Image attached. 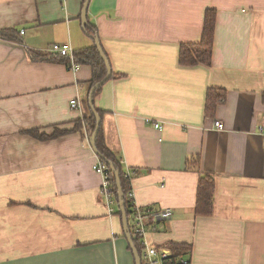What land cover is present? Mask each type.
Listing matches in <instances>:
<instances>
[{
  "label": "crops",
  "instance_id": "0c3cea01",
  "mask_svg": "<svg viewBox=\"0 0 264 264\" xmlns=\"http://www.w3.org/2000/svg\"><path fill=\"white\" fill-rule=\"evenodd\" d=\"M85 1L0 0V31H18L0 37V264H135L83 122L92 66L29 52L94 45ZM208 9L212 64L182 65ZM88 23L112 68L94 97L103 139L133 172L136 204L173 212L149 243L188 244L191 264H264V0H91ZM209 88L226 93L215 115ZM202 175L216 181L209 216L195 211Z\"/></svg>",
  "mask_w": 264,
  "mask_h": 264
},
{
  "label": "trees",
  "instance_id": "16d2710c",
  "mask_svg": "<svg viewBox=\"0 0 264 264\" xmlns=\"http://www.w3.org/2000/svg\"><path fill=\"white\" fill-rule=\"evenodd\" d=\"M215 29H216V10L215 9H208L205 14L204 19V28H203V35L201 41L196 43H182L180 46V53H179V61L180 64L185 66H211L212 64V55L214 50V41H215ZM86 32L91 36H97L96 27L88 24L86 28ZM18 31L16 28L4 29L0 31V37L3 39L8 40H18ZM30 55L34 60H48V59H55L59 62L69 63V59L66 57H61L59 55H54L53 57L50 56L49 53H43L41 51L30 50ZM75 59L79 64H90L92 66V78L88 82V90L92 88V86L98 82H100L106 75H107V67L106 64L101 57L97 47L94 45L90 47H85L80 50L75 51ZM100 86L95 95L101 90ZM89 95V94H88ZM226 93L223 89L218 88H209L206 94V114L208 115H215L216 108L218 104L225 101ZM85 113L83 122L88 127V130L93 135L97 120L92 112L88 96L84 102ZM101 114V111L96 108ZM81 123H78V128H80ZM38 132V130H35ZM58 133V130H56ZM54 134L55 135H57ZM39 137H46L47 135H40ZM97 148L100 154L104 157L107 161V165L110 168L109 173L112 181V185L115 189V195L119 201L120 197L118 196V189H117V181L115 177V171L120 173V180H121V187L124 196L122 197V206L124 207L127 215H128V222H129V230L132 234L133 241L138 249L140 255L143 253V248L140 244V241L137 237L134 236L131 224L129 219H131V201L128 199V192L130 190L131 182L125 178V173L127 169L125 168L121 157L115 154L105 143L103 136H102V128L100 127V131L97 137ZM199 164V161H196ZM189 167H193L188 163ZM194 169H196L194 167ZM198 170V167L196 171ZM215 192H216V181L215 178L210 175H202L200 177L198 190H197V203L195 207V211L198 215L202 216H209L212 215L214 212V200H215ZM120 214L122 211L120 210ZM174 254V258L185 256L187 253L191 251V246L185 243H173L170 245ZM190 264H191V259Z\"/></svg>",
  "mask_w": 264,
  "mask_h": 264
},
{
  "label": "built area",
  "instance_id": "2783aa9c",
  "mask_svg": "<svg viewBox=\"0 0 264 264\" xmlns=\"http://www.w3.org/2000/svg\"><path fill=\"white\" fill-rule=\"evenodd\" d=\"M50 51L55 55L68 58V68L70 70H79L80 64L77 63L74 49L69 43H54L52 44ZM71 106L73 108H79L81 107V104L78 102V99H73L71 101ZM215 125L218 129H223V123L221 121H216ZM155 127L162 129L161 125L158 123H155ZM109 169L107 163L101 158H99L94 165V170L100 173L103 177L101 192L106 204H108L110 208V206L116 202L117 198L115 195V189L112 185ZM132 177L133 172L130 169H127L125 178L131 182ZM128 199L131 201L132 210L130 224L134 236L139 239L143 248V253L141 255L142 264H190V260L186 256L174 258V252L171 248L166 246H156L149 243V233L157 230L158 222L171 219L173 216L172 210L169 208L153 209L151 207H141L137 205L134 200V192L131 186L128 192Z\"/></svg>",
  "mask_w": 264,
  "mask_h": 264
},
{
  "label": "water",
  "instance_id": "95a60500",
  "mask_svg": "<svg viewBox=\"0 0 264 264\" xmlns=\"http://www.w3.org/2000/svg\"><path fill=\"white\" fill-rule=\"evenodd\" d=\"M90 2L91 0H86L84 5H83V9H82V13H81V20H82V24H83V28L86 30L87 26H88V11H89V6H90ZM94 42H95V46L97 47L101 57L103 58L106 67H107V75L98 83L94 84L92 86V88L90 89L89 92V96H88V101H89V106L92 110V112L94 113L96 120H97V125L95 128V131L93 133V135L90 137V142H91V146L94 149L95 153L101 158L103 159L105 162H107L104 157L100 154L98 148H97V137L100 131V127H101V115L99 114L98 110L95 107L94 104V97H95V93L97 91V89L102 86L107 80H109L112 76V68L110 66V62L108 60V57L101 45L100 39L97 36L92 37ZM115 177H116V181H117V189H118V196L120 197L119 199V204H120V210L122 211V218H123V227H124V233L125 236L127 237V240L129 242V245L131 247V250L134 254V259H135V264H142V259H141V255L138 252V249L133 241L132 238V234L129 230V222H128V215L124 209V207L122 206V197L124 196L123 191H122V187H121V180H120V173L118 171H115Z\"/></svg>",
  "mask_w": 264,
  "mask_h": 264
}]
</instances>
